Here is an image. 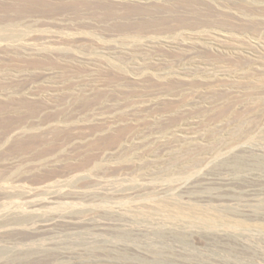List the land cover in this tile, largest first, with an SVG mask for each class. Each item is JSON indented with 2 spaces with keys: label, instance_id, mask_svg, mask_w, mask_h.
<instances>
[{
  "label": "rangeland",
  "instance_id": "1",
  "mask_svg": "<svg viewBox=\"0 0 264 264\" xmlns=\"http://www.w3.org/2000/svg\"><path fill=\"white\" fill-rule=\"evenodd\" d=\"M0 264H264V0H0Z\"/></svg>",
  "mask_w": 264,
  "mask_h": 264
}]
</instances>
